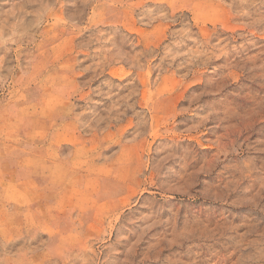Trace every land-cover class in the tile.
Here are the masks:
<instances>
[{"label":"rangeland","instance_id":"obj_1","mask_svg":"<svg viewBox=\"0 0 264 264\" xmlns=\"http://www.w3.org/2000/svg\"><path fill=\"white\" fill-rule=\"evenodd\" d=\"M0 264H264V0H0Z\"/></svg>","mask_w":264,"mask_h":264},{"label":"crops","instance_id":"obj_2","mask_svg":"<svg viewBox=\"0 0 264 264\" xmlns=\"http://www.w3.org/2000/svg\"><path fill=\"white\" fill-rule=\"evenodd\" d=\"M55 134H56V133H55ZM75 134H77V132H76ZM59 135H62V134H59ZM20 162H21V161H18V164H17V171L20 172V174H22V173H25V169L22 168V167L20 166Z\"/></svg>","mask_w":264,"mask_h":264}]
</instances>
